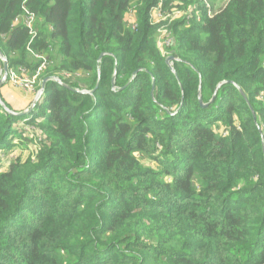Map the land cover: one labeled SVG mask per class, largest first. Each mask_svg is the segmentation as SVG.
I'll return each mask as SVG.
<instances>
[{
	"label": "trees",
	"instance_id": "16d2710c",
	"mask_svg": "<svg viewBox=\"0 0 264 264\" xmlns=\"http://www.w3.org/2000/svg\"><path fill=\"white\" fill-rule=\"evenodd\" d=\"M159 4L186 12L164 22L176 75L153 34ZM23 7L34 37L13 24ZM209 10L0 0L8 68L45 60L37 91L66 85L47 80L27 113L0 105V264H264V0Z\"/></svg>",
	"mask_w": 264,
	"mask_h": 264
},
{
	"label": "rangeland",
	"instance_id": "374dc122",
	"mask_svg": "<svg viewBox=\"0 0 264 264\" xmlns=\"http://www.w3.org/2000/svg\"><path fill=\"white\" fill-rule=\"evenodd\" d=\"M202 1L206 4L208 9H210L209 10V16H211L214 12L223 8L228 0H202ZM170 5L171 4L167 5L166 7L161 6V7H156L155 9H153V11H152V17L153 18L151 19V23H152V25H154V33L153 34H154L156 46H157V48H159V51L161 52V54L165 58L168 55H170L168 53L169 50L167 47L169 46L170 41L172 39H171V33L169 31H167L168 29L166 30V28H165L164 24H166V23H164V22L167 21V23H169L171 20L177 19L183 13H186L184 10L183 11L179 10V8H177L176 6H170ZM169 6H170V8H169ZM190 10H191V8L188 7L187 11L190 12ZM181 12H182V14L179 15V13H181ZM133 14L134 13L132 11H130L126 15V18H127L126 22L131 27H134L133 26V23H134V15ZM196 16L199 20L200 15L197 14ZM188 17H190V15H188ZM188 17L186 19V23L190 22V19H188ZM1 66L2 65H0V77H1ZM14 71L16 72L17 75H21V72L19 70H14ZM219 83H221V82H219ZM39 84H40V80H39V82L37 80V82L35 84V88H36L35 90L24 91V89L22 88L21 85L12 82V80L8 76L6 78V80L0 85V99L2 100V102H6L9 105V107L11 108V110H13V111L14 110H21V111L27 110L30 108L33 99L35 98L37 92L39 91V90L37 91ZM82 91H85V90H82ZM35 129H37L38 135H41L40 130L38 128H35ZM28 134H29V139L28 138L23 139L24 141H26L25 144L17 146L13 150V154H16L22 160H24L29 154L32 153V151L35 150L36 142H38V137H35L36 141L30 140V138L34 137L35 136L34 134H36L34 131H31V133H28ZM10 158H12V157H10ZM7 159H6V156H3V158H0L1 169L5 166L4 161H6ZM142 159H143L144 163L153 165L152 163H150L146 159H144V158H142Z\"/></svg>",
	"mask_w": 264,
	"mask_h": 264
},
{
	"label": "built area",
	"instance_id": "2783aa9c",
	"mask_svg": "<svg viewBox=\"0 0 264 264\" xmlns=\"http://www.w3.org/2000/svg\"><path fill=\"white\" fill-rule=\"evenodd\" d=\"M157 7H161V4H159ZM23 9H24L23 13L14 18L13 24H23L27 28L29 34L32 37H34L36 35V32H35V30L33 28L34 27V22H35V15H34L33 12L28 11L26 8L23 7ZM179 10H181V9H179ZM180 14H182V12L179 13V15ZM208 15H209V11H208ZM164 25H165V28L167 30L168 29L167 25L166 24H164ZM34 56L36 58H44L42 55L36 54V53H34ZM45 66H46V61L43 60L40 63V65L37 67L36 71L32 75L25 74L24 73L25 70L23 68H19L21 70L20 71L21 75H17L16 72L14 71V69H9L8 68L9 69L8 70V76L10 77L12 82L21 85L22 88L24 89V91H33V90L36 89L35 88V84H36V82L38 80L37 78L39 77L40 72L45 68Z\"/></svg>",
	"mask_w": 264,
	"mask_h": 264
},
{
	"label": "water",
	"instance_id": "95a60500",
	"mask_svg": "<svg viewBox=\"0 0 264 264\" xmlns=\"http://www.w3.org/2000/svg\"><path fill=\"white\" fill-rule=\"evenodd\" d=\"M102 56V54H100V56H99V58ZM175 59V57L173 56V55H168L166 58H165V63L169 66V68L171 69V71L176 75V72H175V70H174V68H173V66H172V63H173V60ZM0 61H1V77H0V85L6 80V78H7V76H8V63H7V58H6V56L0 51ZM135 74V73H134ZM133 74V75H134ZM114 76H115V69H114V72H113V74H112V78H111V82H112V87H113V84H114ZM49 79H51V80H55V81H57V82H59V83H61V84H63V85H65L64 83H62L61 81H60V79L58 78V77H45L43 80H42V82H41V85H40V89H39V91L37 92V94H36V96H35V98H34V100H33V102H32V104H31V106H30V108L29 109H27V110H24V111H13V110H11L10 108H8L5 104H4V102H2V100L0 99V105L6 110V111H8L9 113H11V114H21V113H27V112H29L30 110H31V108L34 106V104L36 103V101L38 100V98H40V96H41V94H42V91H43V88H44V84H45V82L47 81V80H49ZM225 81H222L221 83H219V84H217L216 85V87H215V89H214V92H213V95H212V97H211V100L210 101H212V99L214 98V96H215V94H216V91H217V89H218V87L221 85V84H223ZM153 85H154V82L152 81V90H153ZM234 85L238 88V90H239V92L241 93V95L243 96V98L246 100V102H247V104H248V106H249V108H250V110H251V112H252V114H253V118H255V116H254V111H253V109H252V107H251V105H250V103L248 102V100H247V98H246V96H245V94H244V92L242 91V89L240 88V87H238L235 83H234ZM66 86V85H65ZM94 89L95 88H93V89H91V90H85V91H80V92H85V93H92L93 91H94ZM77 90V89H76ZM77 91H79V90H77ZM198 100H199V102H200V104H202V105H207V103H202V101H201V95H200V86H199V89H198Z\"/></svg>",
	"mask_w": 264,
	"mask_h": 264
}]
</instances>
